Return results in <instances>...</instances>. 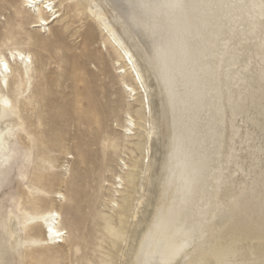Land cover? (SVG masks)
<instances>
[{
  "label": "bare ground",
  "instance_id": "obj_1",
  "mask_svg": "<svg viewBox=\"0 0 264 264\" xmlns=\"http://www.w3.org/2000/svg\"><path fill=\"white\" fill-rule=\"evenodd\" d=\"M78 1L123 58L120 72L131 74L133 80L126 83V89L134 99L142 92L144 113L147 109L150 112L145 83L154 98L155 125H147L142 114L138 117L144 124L130 112L122 116L123 145H108L111 140L97 145L95 139L93 145L75 146L82 168L79 180L99 174L107 158H118L121 173L113 172L111 188L122 193V201L110 197L111 211L100 215L106 233L115 234L119 225L136 218L148 193L127 264H177L200 258L208 259L209 264H261L264 46L260 9L250 7L260 0ZM206 2L227 6H170ZM45 3L53 5L51 0H31L29 7V0H23L37 19L34 25L44 30L46 25H39V20L45 15L51 19L57 13H49ZM12 61L18 72L15 83L10 80ZM31 71L29 52L17 48L7 55L0 52V153L13 131L24 124L20 118L25 110L20 84L30 83ZM10 85H14L12 96ZM42 97V104L48 105L49 99ZM81 112L83 120H93L97 128L103 124L94 99L91 107ZM154 134L158 158L151 173ZM140 136L141 140L134 142ZM121 151L126 152L127 159ZM126 185L131 189H123ZM95 187L90 184L80 189L77 193L84 198L77 199V204L92 206ZM132 197L135 202L127 212L125 207L130 206ZM30 219L41 225L44 240L50 239L51 244L66 241L67 231L57 210L32 214ZM23 228L24 224L11 214V248L30 244L19 236Z\"/></svg>",
  "mask_w": 264,
  "mask_h": 264
},
{
  "label": "rangeland",
  "instance_id": "obj_2",
  "mask_svg": "<svg viewBox=\"0 0 264 264\" xmlns=\"http://www.w3.org/2000/svg\"><path fill=\"white\" fill-rule=\"evenodd\" d=\"M51 1L55 5L53 11L63 15L44 30L34 25L37 19L23 0H0V52L7 55L17 48L29 52L32 59L30 83L20 84V98L25 104L20 118L24 124L13 131L0 153V262L7 248L12 253L9 259L15 264H127L139 227L137 219L143 217L148 193L136 218L119 225L115 234L106 233L100 215L111 211L110 197L122 201V193L111 188L113 172L121 173L116 165L118 158H107L99 174L79 180L82 168L75 146L93 145L95 139L97 145L104 140L102 145L107 140L113 141L108 145H123L121 124L127 112L142 124L146 116V124L155 125L153 94L145 83L150 112L147 109L144 113L142 92L135 95L136 99L129 94L126 83L132 84L131 74L120 72V66L125 64L123 58L86 7L78 0ZM12 69L10 80L15 83L18 72L13 61ZM14 85H10V96ZM42 96L49 99L48 105L42 104ZM93 99L101 111L103 124L99 128L93 120H83L81 112L91 107ZM45 109H49L48 113ZM141 114L143 119L138 117ZM120 154L127 159L126 152ZM157 158L158 140L154 134L151 173ZM85 184L96 186L95 200L88 208L77 204V199L84 198L77 192ZM132 199L130 206L125 207L127 212L133 208ZM52 209L59 212L67 231L63 243L44 240L41 225L30 219L32 214ZM11 214L24 224L19 236L30 240V244L18 248L8 245Z\"/></svg>",
  "mask_w": 264,
  "mask_h": 264
},
{
  "label": "snow or ice",
  "instance_id": "obj_3",
  "mask_svg": "<svg viewBox=\"0 0 264 264\" xmlns=\"http://www.w3.org/2000/svg\"><path fill=\"white\" fill-rule=\"evenodd\" d=\"M29 7H31V0H29ZM172 7H192V8H203V9H215V8H222V7H226L227 5H223V4H215V3H201V4H194V5H186V4H173L170 5ZM246 7H248V5H244ZM250 7H259L260 9V29H261V41H262V46H264V0H260V3L258 5L253 4ZM44 8L47 9L49 11V13H51L54 9H55V5H48V4H44ZM62 13L57 11L56 15L51 16V19H49L47 16L41 18L39 20V25H46V26H51V24L53 22H55L56 20L60 19L62 17ZM21 59H23V57H21ZM264 67V66H262ZM3 261L0 262V264H15V261L9 259V257L12 255V253H10L8 251L7 248L4 249L3 251ZM177 264H180L179 261H177ZM184 264H209L208 259L206 258H200V259H196V260H186L184 262ZM261 264H264V260L261 261Z\"/></svg>",
  "mask_w": 264,
  "mask_h": 264
}]
</instances>
